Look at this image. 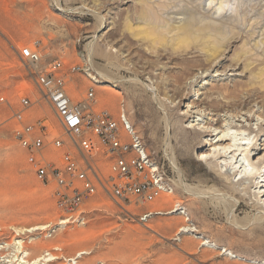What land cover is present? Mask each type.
<instances>
[{
    "label": "rangeland",
    "instance_id": "obj_1",
    "mask_svg": "<svg viewBox=\"0 0 264 264\" xmlns=\"http://www.w3.org/2000/svg\"><path fill=\"white\" fill-rule=\"evenodd\" d=\"M144 1L0 0V100L3 99L0 101V264L10 260L7 255L12 254L11 249L5 243L10 244L15 237L13 228L47 224L50 229L22 238L32 258L46 250L60 257L56 264H65L64 258L74 256L79 250L92 253L84 257L92 264H264L263 230L255 226L240 230L228 225L218 196L222 188L217 183L228 178L241 196L249 198L245 191L249 182L237 184L238 176L235 179L228 174L230 166L225 168L227 163L235 162L234 151H242L243 147L238 145L248 135L253 139L250 146L255 144L249 154L251 163L257 167L264 160V99L260 98L264 90H259L253 78L264 68V32H260L264 29V0L234 1L238 2L240 13L224 25L226 37L216 60L194 47L183 53L172 52L169 41L173 37L166 38L169 40L166 47L153 46L144 40L139 35L144 24L138 22L137 14L139 3ZM29 2L33 9L28 7ZM151 2L156 13V17L152 13L149 17L151 25H171L173 21L168 18L173 13L195 9L192 0ZM31 9L33 17H28ZM99 17L101 22L97 20ZM236 24L240 28H234ZM26 47L35 48L47 63L59 60L65 70L81 68L67 77V91L74 103L80 102L92 88L98 110L117 115L124 104L148 153L163 167L173 186V193L165 196L171 202L161 203L163 196L140 211H134L133 206L124 208L133 215L145 211L165 214L177 202L182 209L179 212L184 215H154L146 223H140L127 217L102 194L86 202L76 213H63L55 207L51 187L35 179L26 152L13 138L15 122L11 118L23 98L38 104L27 112V119L36 122L45 118L55 123L52 112L33 85L27 63L20 58L21 49ZM89 60L94 68L97 66L95 69H105L115 81L114 91L88 80L85 71L94 72ZM247 64L248 68L244 69ZM144 84L154 91L156 99ZM235 95L242 104H231ZM106 97L110 100L104 102ZM222 138L230 142L222 141L218 146L217 141ZM214 150L226 158L210 165L199 161ZM238 162L247 166L243 155ZM257 183L263 187L250 190L248 203L255 202L252 195L259 193L262 205L264 178ZM71 214L80 219L79 223L63 229L56 226ZM184 218H189V224L197 230L193 236H179L182 241H189L191 254L181 252L180 243L174 241ZM157 224L163 227L159 232L146 228L148 225L155 228ZM171 224V228L166 226ZM81 231H87L90 237L78 245L57 241L66 233ZM201 237L219 248L199 249ZM31 240L44 245L43 248H34V242L29 243ZM57 247L59 250H54ZM220 247L227 249L229 256H220Z\"/></svg>",
    "mask_w": 264,
    "mask_h": 264
},
{
    "label": "built area",
    "instance_id": "obj_2",
    "mask_svg": "<svg viewBox=\"0 0 264 264\" xmlns=\"http://www.w3.org/2000/svg\"><path fill=\"white\" fill-rule=\"evenodd\" d=\"M20 58L27 63L33 85L55 123L27 119V112L38 104L23 98L12 114L13 138L26 152L35 179L51 187L55 207L63 213H76L102 194L127 217L146 223L152 212L133 215L124 207L140 211L171 195L173 186L145 148L124 104L117 115L98 110L92 88L74 103L67 91V77L80 72V67L65 70L59 60L47 63L29 47L21 49Z\"/></svg>",
    "mask_w": 264,
    "mask_h": 264
},
{
    "label": "bare ground",
    "instance_id": "obj_3",
    "mask_svg": "<svg viewBox=\"0 0 264 264\" xmlns=\"http://www.w3.org/2000/svg\"><path fill=\"white\" fill-rule=\"evenodd\" d=\"M234 1L235 0H192V2L195 3L193 5V8H195V9H193L189 12L186 11L187 13L184 11L173 13V15H172L173 17L168 18V19H170V21L172 20L173 23L171 25H166V26H163V25L159 26V25H154V24L151 25L150 22L148 23V20H150L149 17H152V15L154 17H156L155 16L156 13L154 12V8L152 5L154 2H151V0H146L144 2H140L139 3L140 6H139V10H138L139 13H137V12L136 13L138 14V22L141 24H144V25L140 27L139 35L142 36V38L144 40H147L148 42H150L151 45H153V46L154 45H162V47L168 46L167 41H169V40H167L166 38H169V37L172 38L173 37V39H171L169 41V42H171V44L169 46H171L170 48H171L172 52H178V51L184 52V51H187L190 47H194L195 49H198L200 52L206 53V56L208 58H212L213 60H216L220 56V46H221L220 44H222V40H224V37H226L225 36L226 35V31H225L226 28L224 27V25L226 23H228L229 21H231L232 17L235 18V16H238V14L240 13L239 8H238V2H234ZM260 1H262V0H260ZM27 3H28V1H27ZM30 4L31 5H28V7L32 8V3H30ZM188 4H190V3H188ZM32 9L28 12V14H27V12L24 14H27L28 17L32 16L33 15V14H31ZM61 11H63V10H61ZM228 12H230V13L228 14ZM151 13H152V15H151ZM171 14L172 13H170V16H171ZM243 14H245V11H243ZM157 15H158V13H157ZM101 19L99 17L97 20H99L101 22L102 21ZM129 21H131V20H129ZM127 22H128V20H127ZM237 26H238L237 24L234 25V28H240ZM263 26H264V24H263ZM128 29L130 30L129 26H128ZM260 32H264V29ZM143 39H142V41H143ZM229 39H231V38H229ZM89 48H90V46H89ZM168 51H169V49H168ZM112 52H116V51L112 50ZM221 53L223 54V52H221ZM90 60H89L90 67H91L90 69H92L91 70L92 72L94 71L93 74L95 76L93 74H90L88 71H85V74H86V77L88 78V80L92 84L98 85V86L102 87L103 89L107 88L108 91L109 90L114 91L116 89L115 84H113V83H115V81L112 80V78L107 74L105 69H95L97 66L94 68V64L91 63ZM239 60H240V58L238 57L237 61H239ZM211 62H212V60H211ZM262 62H263V60H262ZM109 65L111 66L112 64L110 63ZM263 66H264V64H263ZM246 68H248V64H247V66H244V69H246ZM253 78L258 82V83H256V85L259 87V90L263 91L264 90V68L260 69L258 71V73L253 75ZM120 79H121V77H120ZM108 83H112V85L108 84ZM144 88L147 91H150L151 93H153V97L155 99L157 98L156 94L154 93V91L152 89H150V87H148L144 84ZM260 98L264 99V92L261 94ZM103 100H104V102L105 101L107 102L110 99L106 97ZM242 103L243 102H242V100H240V97L235 95L233 97V101L231 104L232 105H236V104L240 105ZM222 141L230 142V140H228L226 138H222L221 140L217 141L218 146H221L223 144ZM252 141H253V139L250 140L249 135L247 136V138H242L241 143L238 145L239 147L240 146L243 147L242 151H240V150L234 151V153L236 154V155H234L235 162L234 163H227L225 165V168L227 165L231 167V170L229 173H228V170H226V172L228 174H232V176L235 179L238 176V179L236 180L237 184H241L243 181L249 182V184L245 190L247 192V194H249V198L251 197L250 196V190H252L253 188L254 189H257V188L261 189L263 187V186H258L259 183H257V181L264 178V160L261 161L259 163V165H257V167H256V166H253V164L251 163V160L249 158V154H250V152H252V149L254 148V145H255V144H253L252 146H250L252 144ZM235 145H236V142H235ZM211 146H213V145H211ZM239 152H241V153L238 154ZM241 155L244 156V161L246 162L247 166H244V163L238 162V158L241 157ZM236 156H237V158H236ZM221 158H226V156L222 155L219 151L214 150V152L212 154H210L208 157H202V158H200L199 161L203 162L205 164H209L210 162H215L217 160H220ZM217 168H218V165H217ZM209 170H211V169H209ZM213 171L220 174V172L218 170L212 169V172ZM223 180L219 179L217 182L219 187L222 188L221 192H220L221 194L219 195V193H218V196L221 197V204L223 207V211L225 212V217L227 218L226 222L228 223V225L233 227V228L240 229V230L241 229L244 230L245 228L255 226V227H258L260 230H263V232H264V208H263L264 204L261 205L259 203V201H260V200H258L259 199V193L252 195V196H254L255 199L253 197L252 198L256 201L251 202V204H249L248 203L249 198H245L244 196H241L234 189L233 182H229L228 178L225 181H223ZM183 186L181 187L182 191L184 190V187H185V186L184 187ZM191 191H192V189H190V192ZM216 192H219V190ZM169 201H170V199L167 197L162 198L160 200L161 203H165V202H169ZM180 206H181L180 203L175 202L170 207V209L167 213L162 214L160 212H152V216H154V215L155 216L156 215H177L178 213L182 214L183 212L182 213L179 212L182 210L180 208ZM230 213H231V217L229 215ZM78 215H80V213ZM182 215H184V214H182ZM228 215H229L230 219L228 218ZM79 220L80 219L76 216H75V218L73 216H68V217L60 220L56 226L59 227L60 229H63L64 227H66L69 224L76 223V222L79 223ZM181 221H183V222H181ZM181 221H180L181 225L177 228V230L175 232L174 236H176L177 238H174V241L180 243V246H178L179 247L178 249L181 250V252L182 251H189L188 250V247L190 245L189 241H182L183 238L181 239V238H179V236L190 235V234H192V236H193L194 233H197V230L191 227V225L189 224L191 222L189 218H184V220H181ZM83 224H84V222L81 225H83ZM172 225L173 224L166 225V226L167 227L170 226L169 228H171ZM175 226H176V224H175ZM146 228L152 232L153 231L159 232L163 227L158 225L157 227L154 228V227H151L148 225ZM173 228H174V226H173ZM48 229H50V225H48V224L47 225H40V226H33L30 228H16V229L13 228V230L15 232V237H13L10 244L5 243L6 247L11 249L12 254L9 253L7 255L8 256L7 258H9L10 260L5 262V264H16V263L17 264H56L55 262L60 260V257L52 255L51 253L47 252L46 250L43 251L40 255L32 258L31 253L28 250V246L25 244V242H23L24 238H22V236H25L27 234L30 235V234H33L34 232L46 231ZM245 230H247V229H245ZM259 234H261V233H259ZM89 237L90 236H89L87 231L86 232L81 231V232L72 233V234L66 233V234L62 235L60 237V239L58 238L57 241H65V242L70 241V243L78 245L79 243L88 239ZM201 239L202 240L198 243L199 249L203 248V247L219 248L218 245H216L215 243L212 246L211 243L209 241L205 240L203 237H201ZM35 241L36 240H31L29 243L31 244L34 242V248H41L42 249L44 245L37 244V243H35ZM220 248H221L220 252H219L220 256H229V253H227L229 251L227 249H225L224 247H220ZM1 249L4 250L5 248H1ZM54 250L58 251L59 248L57 247ZM191 252H192V249H191ZM191 252H190V254H191ZM91 254L92 253L89 251L79 250L74 254V256L64 258V261H65V264H80V260H84L85 256H90ZM4 258H6V257H4ZM234 258H237V256H235ZM83 264H92V262L88 261V260H84Z\"/></svg>",
    "mask_w": 264,
    "mask_h": 264
}]
</instances>
